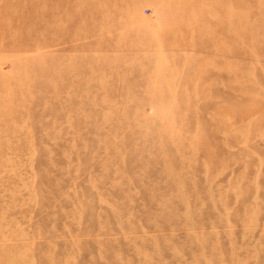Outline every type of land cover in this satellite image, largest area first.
I'll return each instance as SVG.
<instances>
[{"label": "rangeland", "instance_id": "1", "mask_svg": "<svg viewBox=\"0 0 264 264\" xmlns=\"http://www.w3.org/2000/svg\"><path fill=\"white\" fill-rule=\"evenodd\" d=\"M0 264H264V0H0Z\"/></svg>", "mask_w": 264, "mask_h": 264}]
</instances>
